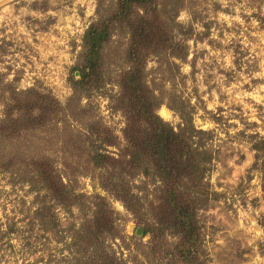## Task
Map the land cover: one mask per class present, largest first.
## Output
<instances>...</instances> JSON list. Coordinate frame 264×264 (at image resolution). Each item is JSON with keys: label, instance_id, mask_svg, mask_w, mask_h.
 Masks as SVG:
<instances>
[{"label": "rangeland", "instance_id": "1", "mask_svg": "<svg viewBox=\"0 0 264 264\" xmlns=\"http://www.w3.org/2000/svg\"><path fill=\"white\" fill-rule=\"evenodd\" d=\"M187 1L168 21L174 47L140 50L145 90L208 161L203 185L177 186L190 187L210 263L264 264V155L253 168L264 136V0ZM118 7L0 0V264H106L111 255L122 264H184L179 237L158 223L170 212L172 179L147 151L129 156V136L143 152L151 130L127 113L131 23L153 21L165 7L135 6L126 17ZM97 22L109 35L100 83L85 86L84 36ZM98 152L106 163L94 164ZM44 167L66 185L61 197L42 179Z\"/></svg>", "mask_w": 264, "mask_h": 264}, {"label": "trees", "instance_id": "2", "mask_svg": "<svg viewBox=\"0 0 264 264\" xmlns=\"http://www.w3.org/2000/svg\"><path fill=\"white\" fill-rule=\"evenodd\" d=\"M135 6L136 8L150 7L154 10L162 7H165V9L161 12L164 17L159 13L160 16L157 14L155 15V20L150 21L148 16L142 15L138 23H131L133 39L130 42L128 50V58L131 65L125 77V87L131 90L128 96L131 100L129 104L130 110L127 113L142 117L149 124L151 130L148 131V135L142 141L143 152L137 148L140 145V141L135 142V135L129 136L130 142L135 147V149L131 150V154H129L130 160L133 161L134 158L143 156L142 154L147 151L153 158L161 176L164 179H172V183L168 185L167 198L170 212L167 215L161 216L162 218H159L158 223L179 237V241L175 246V252L179 258L184 264H211L208 254L202 248L196 206L191 193L189 194L188 192L190 187L186 185L185 187L187 188L184 190L185 187L179 189L177 186L178 182H181L183 179L189 180L188 182L191 183V187L193 188L203 185L207 169L206 162L208 161L202 157L204 152L191 144L188 135L185 136L184 133L175 131L173 127L156 113V106L151 102V95L145 90L143 58H141L140 53L141 49L149 46L154 47V49H171L174 47V44L171 42L173 37L168 21L176 23L179 12L188 6V1L119 0L117 16H128ZM108 27V24L101 22L93 23L85 33L84 69L82 70V78L78 81L80 84L93 86L100 83L101 51L109 35ZM177 55L179 57L183 56V54H178V52ZM12 99L15 103L20 104V101L16 97ZM48 99L49 97L46 96L42 100L46 101ZM25 101V104L27 103L26 105H28L27 99ZM19 107L22 106L20 105ZM253 147L256 151L253 168H258L260 156L264 155V136L259 137ZM90 157L95 165H102L109 158L107 154L99 152L90 155ZM40 175L43 180L47 181L49 185L47 187L53 190L57 197L63 195L66 185L57 180L53 170L44 167ZM262 185L264 190V182ZM101 222H103L102 224H107L105 218L102 217ZM260 223L264 228V215L261 216ZM99 226L103 227L100 224ZM106 258V264H122L114 255L107 256Z\"/></svg>", "mask_w": 264, "mask_h": 264}]
</instances>
